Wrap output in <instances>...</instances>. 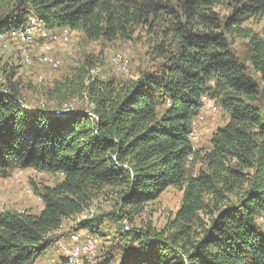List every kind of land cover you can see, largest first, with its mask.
I'll use <instances>...</instances> for the list:
<instances>
[{"label":"trees","instance_id":"16d2710c","mask_svg":"<svg viewBox=\"0 0 264 264\" xmlns=\"http://www.w3.org/2000/svg\"><path fill=\"white\" fill-rule=\"evenodd\" d=\"M263 17L264 0H0V37L32 21L50 37L65 30L112 44L136 35L159 62L104 82L89 78L87 60L46 92L53 110L28 107L4 72L0 176L33 168L62 178L33 189L38 214L0 211V264H35L63 222L105 189L131 220L169 188L182 193L173 218L160 233L124 239L119 264H264V40L243 27ZM233 38L247 41L245 60ZM85 97L96 120L60 109ZM206 99L227 122L207 150H194ZM81 224L99 233L100 223Z\"/></svg>","mask_w":264,"mask_h":264},{"label":"rangeland","instance_id":"374dc122","mask_svg":"<svg viewBox=\"0 0 264 264\" xmlns=\"http://www.w3.org/2000/svg\"><path fill=\"white\" fill-rule=\"evenodd\" d=\"M31 24L33 27L28 28L32 29V35L35 38L32 42L14 34L10 37H0V90L5 84L6 73L4 72L13 74L12 82L17 85L28 107L53 110L52 103L45 99L46 92L53 87L54 83L73 77L87 60L91 62L89 78L104 82L112 79L116 81L136 79L142 72L156 67L159 63L151 60L145 45L138 40L140 36L135 35L131 41L125 43L88 42L80 33L67 32L66 37L61 34L63 32L61 31L50 37L47 36L44 28L34 24V21ZM243 27L250 28L264 40V17L257 21L250 20ZM232 42L236 54L240 59L245 60L248 54L247 41L233 38ZM47 43L50 44V49L42 48ZM46 57L55 59L58 67L47 64L44 61ZM121 65L125 66L124 70ZM69 107H72L74 111L81 110L90 114L93 109L87 97L66 103L60 109L65 110ZM226 122L227 115L219 110L213 101L204 100L200 115L193 121V149L207 150L212 134ZM197 167V164L192 166L193 173H196ZM61 178L60 174L52 175L33 168L14 169L4 173L0 176V211L38 214L43 204L41 199L34 195L33 189L54 186L60 182ZM181 198V192L169 188L154 202L147 204L141 213L130 215L131 220H128L127 216L121 219L122 213L114 192L105 189L92 200L87 211L64 221L55 238L68 239L67 233L75 230L88 232L83 228L82 222L100 223L99 233L91 234L98 241V264H104L107 258L111 259L110 264H119L123 258L120 249L124 239L140 238L148 230L153 234L160 233L167 221L172 219L178 210ZM258 225L264 231L263 219H258ZM109 251L111 256L107 255ZM35 264H65V262L52 243L37 258Z\"/></svg>","mask_w":264,"mask_h":264},{"label":"bare ground","instance_id":"6f19581e","mask_svg":"<svg viewBox=\"0 0 264 264\" xmlns=\"http://www.w3.org/2000/svg\"><path fill=\"white\" fill-rule=\"evenodd\" d=\"M61 34L63 36L67 35V31H63L61 32ZM15 35H19L21 36L23 39H28L29 41L32 42L33 39H35L32 35V29L31 28H26V30L24 32H19V33H15ZM13 36V33L12 35ZM67 37V36H66ZM21 39V38H20ZM37 39V38H36ZM30 42V43H31ZM42 48H46V49H50V44H44L42 46ZM25 52V51H24ZM55 60V59H54ZM53 59L46 57L44 59V61L49 64L52 67H56L57 66V62H55ZM114 61V59H113ZM46 64V65H47ZM60 65V64H59ZM58 67V66H57ZM122 69H125L124 65H121ZM92 72V71H91ZM65 110H72V107H69V109H65ZM58 113V114H57ZM64 111L61 110H57L53 113V115L55 116H60L61 114H63ZM82 113V112H81ZM87 115L92 119V120H96V117L90 113H87ZM126 222V221H125ZM128 230V229H127ZM129 231V230H128ZM93 238L95 239V237H86L84 240H82V244H76V252H74L73 254H70V250H65L63 248V246L60 244V242H67L68 239L65 238H60L56 241H53L54 246H56V248L59 250L61 257L64 259L65 264H92V256H85V260L84 263H82V256H84V248H90L93 245ZM95 246H98V241L97 239H95Z\"/></svg>","mask_w":264,"mask_h":264},{"label":"built area","instance_id":"2783aa9c","mask_svg":"<svg viewBox=\"0 0 264 264\" xmlns=\"http://www.w3.org/2000/svg\"><path fill=\"white\" fill-rule=\"evenodd\" d=\"M202 111V109H201ZM58 114V113H57ZM193 140V135H192ZM67 242H60L65 250H70V254L76 252V244H82V240L86 237H93L89 232H81L79 230L70 231ZM57 240V237L54 239ZM98 246H95V239L93 238V245L90 248H84V256H82V263H84L85 256H92V264H98L97 259Z\"/></svg>","mask_w":264,"mask_h":264}]
</instances>
